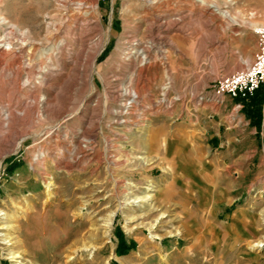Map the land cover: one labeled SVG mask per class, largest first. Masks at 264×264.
<instances>
[{
  "label": "rangeland",
  "instance_id": "obj_1",
  "mask_svg": "<svg viewBox=\"0 0 264 264\" xmlns=\"http://www.w3.org/2000/svg\"><path fill=\"white\" fill-rule=\"evenodd\" d=\"M161 4L0 0V37L14 43L0 61V264H264V89L259 121L250 101L200 98L253 60L264 0ZM45 70L61 76L25 96ZM180 144L234 182L222 211L260 228H173L152 179ZM113 211L109 239L78 250Z\"/></svg>",
  "mask_w": 264,
  "mask_h": 264
},
{
  "label": "crops",
  "instance_id": "obj_2",
  "mask_svg": "<svg viewBox=\"0 0 264 264\" xmlns=\"http://www.w3.org/2000/svg\"><path fill=\"white\" fill-rule=\"evenodd\" d=\"M229 102L237 106L238 103L247 104L248 100L228 96L226 103ZM213 104L203 106H215ZM208 126L217 131L214 124ZM198 152L200 148L197 146L178 145L174 148L175 157L165 158L167 162L164 164L168 163L172 168L163 166V171L152 179L164 210L174 214V219L178 220L173 228H260L254 214L227 208L222 211L229 204L227 201L234 182L228 181L221 186L214 162L204 163Z\"/></svg>",
  "mask_w": 264,
  "mask_h": 264
},
{
  "label": "bare ground",
  "instance_id": "obj_3",
  "mask_svg": "<svg viewBox=\"0 0 264 264\" xmlns=\"http://www.w3.org/2000/svg\"><path fill=\"white\" fill-rule=\"evenodd\" d=\"M75 1V0H74ZM78 3L80 5L82 4H87V8L91 9V11H94L97 9V0H77ZM146 3L148 5H153L157 6L158 8H162V4H161V0H146ZM157 4V5H155ZM162 10V9H161ZM72 25H73V29L78 27L77 26V21L79 20L78 17L73 16L72 17ZM158 23V27L159 29V33H157L156 37L160 38L163 37L161 35L162 29H167L169 26V23L165 20V18L162 16L157 20ZM171 23V22H170ZM139 43V42H138ZM4 45H14V43L12 42L11 38L9 39L8 36L6 37H0V61L2 60V58L4 57L5 54V48ZM152 47V44H146V45H142L140 48V52L144 53V57L147 56V53L150 52V49ZM10 49V48H9ZM7 51V50H6ZM60 52L62 53V50H60ZM81 53V52H80ZM63 56V55H62ZM61 57V55H60ZM40 60V59H39ZM42 61H39V66L42 69L43 65L41 64ZM248 63V62H247ZM62 66H65L67 63L65 60H63L61 62ZM14 65V64H13ZM57 70V69H55ZM19 71L14 72L13 75V81L16 82L18 80L19 77ZM41 76L39 77L40 79L38 81H36L35 83H33V87L29 88L27 90V93H25V96H29V97H36L37 95V90L43 86V84H50V82L52 81V79H54L55 77H59L61 76V73L59 71H54V72H50L48 70H45L42 74H40ZM123 93L129 95L130 97H132V99L134 97H136L137 91L135 89H131L130 87H125L123 89ZM120 95V94H119ZM200 98H204L205 100H209L212 102V104H217L216 101L211 97V96H207V97H203L202 95H200ZM36 100V99H35ZM49 100V98H48ZM48 100H44L45 102L48 103ZM53 100V99H52ZM202 100V99H200ZM43 101V102H44ZM31 102V101H30ZM30 102H27L25 106L29 107L31 105ZM39 102V101H38ZM37 103V102H36ZM131 103V102H130ZM129 102H127L126 104H130ZM50 104V103H49ZM33 106V105H31ZM49 106V105H48ZM54 131V129H51L47 132V134L49 135L50 133H52ZM78 148V147H77ZM66 149H68V147H66ZM42 156H44L43 154H39L35 161L39 162L40 159L42 158ZM148 189H151V187H147ZM151 195L150 194H145L143 196V199H150ZM138 201V200H137ZM115 211L109 213L108 218L105 222V224H100L99 226H92L89 227L83 234H81L80 236H78L74 242L75 243H79L81 244L78 250H82V251H87L90 250L92 247H94V242L99 241V240H103V239H109V234H110V224L113 220ZM10 226V225H9ZM259 245H264V243H260Z\"/></svg>",
  "mask_w": 264,
  "mask_h": 264
},
{
  "label": "built area",
  "instance_id": "obj_4",
  "mask_svg": "<svg viewBox=\"0 0 264 264\" xmlns=\"http://www.w3.org/2000/svg\"><path fill=\"white\" fill-rule=\"evenodd\" d=\"M254 34L258 48L253 60L217 80L213 92L209 95L216 103L223 101L224 96L247 100L258 89H264V26H257ZM237 106L241 107L242 103Z\"/></svg>",
  "mask_w": 264,
  "mask_h": 264
},
{
  "label": "trees",
  "instance_id": "obj_5",
  "mask_svg": "<svg viewBox=\"0 0 264 264\" xmlns=\"http://www.w3.org/2000/svg\"><path fill=\"white\" fill-rule=\"evenodd\" d=\"M262 99H263V96H262V93L261 91H259V89L255 92V94L249 98L248 101L254 103L257 107H256V118H255V121H259L260 119V116H261V102H262Z\"/></svg>",
  "mask_w": 264,
  "mask_h": 264
}]
</instances>
